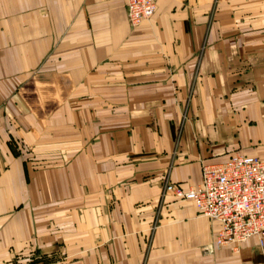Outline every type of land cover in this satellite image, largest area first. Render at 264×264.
Wrapping results in <instances>:
<instances>
[{"label": "crops", "instance_id": "crops-1", "mask_svg": "<svg viewBox=\"0 0 264 264\" xmlns=\"http://www.w3.org/2000/svg\"><path fill=\"white\" fill-rule=\"evenodd\" d=\"M264 159V0H0V264H264L164 194ZM155 223V226L154 225Z\"/></svg>", "mask_w": 264, "mask_h": 264}, {"label": "built area", "instance_id": "built-area-1", "mask_svg": "<svg viewBox=\"0 0 264 264\" xmlns=\"http://www.w3.org/2000/svg\"><path fill=\"white\" fill-rule=\"evenodd\" d=\"M128 22L151 18L157 0H124ZM164 194L191 202L199 215L220 224L214 246H239L250 239L264 245V159L237 155L224 164L203 165L200 182L188 189L166 177Z\"/></svg>", "mask_w": 264, "mask_h": 264}, {"label": "rangeland", "instance_id": "rangeland-1", "mask_svg": "<svg viewBox=\"0 0 264 264\" xmlns=\"http://www.w3.org/2000/svg\"><path fill=\"white\" fill-rule=\"evenodd\" d=\"M153 226H154V227H156V226H155V223H154V225H153Z\"/></svg>", "mask_w": 264, "mask_h": 264}]
</instances>
